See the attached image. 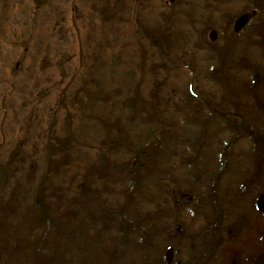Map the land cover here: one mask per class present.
<instances>
[{
	"label": "rangeland",
	"instance_id": "374dc122",
	"mask_svg": "<svg viewBox=\"0 0 264 264\" xmlns=\"http://www.w3.org/2000/svg\"><path fill=\"white\" fill-rule=\"evenodd\" d=\"M261 140L264 0H0V264H264Z\"/></svg>",
	"mask_w": 264,
	"mask_h": 264
},
{
	"label": "trees",
	"instance_id": "16d2710c",
	"mask_svg": "<svg viewBox=\"0 0 264 264\" xmlns=\"http://www.w3.org/2000/svg\"><path fill=\"white\" fill-rule=\"evenodd\" d=\"M262 7H263V6H262ZM262 7H260V9H261ZM228 12H230V11H228ZM226 13H227V12H226ZM226 13H223V14L221 15V17L223 16V18H222V21H220V22L227 21V20L231 19L232 15H233V17H234V13H235V12L233 11V12H231L230 14H226ZM227 16H228V17H227ZM221 17H220V19H221ZM226 17H227V18H226ZM233 17H232V18H233ZM201 20H202V19H200L199 22H202ZM203 22H204V21H203ZM234 26H235V25H234ZM218 28H220V26H219ZM224 30H225V29H224ZM224 30H222V31H224ZM223 33L225 34V32H223ZM227 33H228V32H226V35H225V36H227ZM220 35H222L221 32H220ZM252 62H253V61H252ZM248 71H250V76H249L250 78H248V76H247V78H248L247 81H248L249 83H251V82L254 83V82L256 81V79H258V78H257V77H258V75H257L258 73H257V71H254V74L251 73V71H252L251 67L249 68ZM242 73H244V70L241 71V74H242ZM256 75H257V77H256ZM240 79H241V76H240ZM242 88H244V87L242 86ZM242 88H241V89H242ZM243 113H244V112H243ZM244 115H245V113H244ZM240 120H241L242 122L244 121L242 118H240ZM233 123L236 124V121H234ZM237 124H238V125H233V124L231 125V129H232V130H235L236 132L242 130L241 123H237ZM254 129H255V128H254ZM228 132L231 133L229 129H228ZM232 134L237 138V139L235 140V142L238 143V142L240 141V135H241V134H239V135H236V134H234V133H232ZM255 147H256V149H257V148L260 149V148L264 147V140H261V142L259 143V145H258V146H255ZM254 150H255V149H254ZM250 162H252V161H250ZM186 169H187V170H186L187 173H186V174H182V176H181V175H180V176H181V178L184 179V180L187 179L186 182H188V183L190 184V183L193 181V179L191 178V174H192L194 171L192 172V170H191L190 167H189V168L187 167ZM250 169H251V168H250ZM164 171H165V169H162V172H164ZM167 171H168V172L165 171V173H167V174H171V171L169 170V168H167ZM162 172L160 173V170H159V171H156V174H155V175H156V176L159 175V178L162 179L160 176H161V175H162V177L165 176V174H162ZM236 172H237V171H236ZM166 176H167V175H166ZM173 176H176L175 173L173 174ZM250 176H251V179H252V181H253V180H254V175H253V174H252V175L249 174L248 177H250ZM175 178H176V177H175ZM251 179H250V180H251ZM246 183H247L248 186L250 185V183H249L248 181H247ZM189 184H188V186H189ZM252 184H253V183H252ZM238 187H240V186H238ZM242 188L245 189V187L242 186V187L240 188L241 190H239V191H242ZM218 191H219V190H217V192H218ZM219 192H220V191H219ZM240 193H241V192H240ZM243 193H245V195H243L244 197H246V196L248 195L246 189L244 190ZM220 194H221V193H220ZM216 197H218V198H222L220 195H219V196L216 195ZM220 200H221V199H220ZM222 203H223V202H222V200H221V202H220V204H219V206H218V208H219V212H220V210H223V211L225 210V209L222 208L224 205H222V207H221V204H222ZM209 204H210V203H209ZM216 206H217V205H216ZM216 206H215V207H216ZM126 217H127V216H125V218H126ZM128 218H131L130 221H128V220H129ZM125 220H126V219H125ZM133 220H135V219H134L133 216H132V217H127V220H126V221H127V222H132ZM153 228H154V227H153ZM140 229L143 230V225H142V224H141V228H138L137 230L139 231ZM133 232H134V231H133ZM150 232H151V234H153L152 230H150ZM122 233H124V234H121V235L118 234V235H117V239H118L119 242H121L122 244H125V243H126V237L128 238V235H129V234L126 233V232H124V231H122ZM137 233H138V232H137ZM137 233H135V235H136ZM143 236H144V235H143ZM122 241H123V242H122ZM129 242H130V241H129ZM128 245H130V244L126 243V244H125V247L128 246Z\"/></svg>",
	"mask_w": 264,
	"mask_h": 264
}]
</instances>
